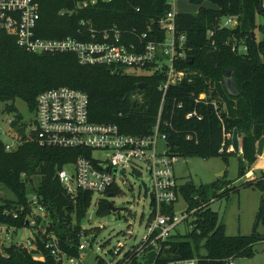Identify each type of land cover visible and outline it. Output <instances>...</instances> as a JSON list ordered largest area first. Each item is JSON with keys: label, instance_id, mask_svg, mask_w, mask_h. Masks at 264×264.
Listing matches in <instances>:
<instances>
[{"label": "trees", "instance_id": "16d2710c", "mask_svg": "<svg viewBox=\"0 0 264 264\" xmlns=\"http://www.w3.org/2000/svg\"><path fill=\"white\" fill-rule=\"evenodd\" d=\"M33 1L40 16L38 34L46 39L75 37L79 30L90 27L97 31L116 27L129 40H135L136 35L146 32L148 24L156 30L159 19L171 10V0H94L93 5L83 9H77V5L92 0ZM204 1L213 7H203ZM189 2L198 7L196 13L175 15L177 31L185 35L188 55L194 58L191 65L185 61L179 63L189 82L185 80L180 85L169 86L161 109L163 92L158 89L164 80L161 73L116 75L108 67L80 65L72 54L28 53L18 48L14 38L0 31L2 112L15 115L12 125L22 135L23 127L18 124L22 117L15 107V99L23 101L33 113L36 97L41 92L70 87L87 94L89 118L93 123L113 124L123 134L142 136L159 118V131L166 136L171 155L205 160L220 156L226 165L228 156L235 154L226 153L229 141L219 152L222 135L237 129L240 139V153L236 154L238 178L242 177L246 167L257 160L256 145L264 137V0ZM61 12L64 14L60 15ZM257 18L262 23H257ZM226 19L236 20L237 27H224L222 23ZM239 47L245 48V52H239ZM228 69L232 70L230 81L238 93L236 97L229 96L223 88V75ZM141 83L146 86L137 92V85ZM134 93L138 99L132 97ZM78 154L76 150L41 147L33 141H25L15 151L6 152L0 141V187L14 197L0 203V223L16 229L25 228L29 210L27 195L36 194L45 207L48 222L55 226L63 249L75 255L90 195L80 193L73 201L55 175L62 166L74 162ZM216 182L199 186L192 182L181 184V198L186 213L193 216V230L186 238H171L156 264L190 258H196L198 264H227L230 259L250 257L253 246L264 240V234L255 231L258 222L264 227L261 180L253 183L263 191L253 232L235 236L225 234L218 214L208 207L218 191L227 186L224 179ZM19 207L23 210L15 220L2 215L5 208ZM106 212L107 203L103 201L96 214ZM204 239L206 258L199 256L200 243ZM0 246V264H54L42 247L39 249L46 255L44 261L33 259L34 252L24 246Z\"/></svg>", "mask_w": 264, "mask_h": 264}, {"label": "built area", "instance_id": "2783aa9c", "mask_svg": "<svg viewBox=\"0 0 264 264\" xmlns=\"http://www.w3.org/2000/svg\"><path fill=\"white\" fill-rule=\"evenodd\" d=\"M94 3V0L79 3L77 9ZM175 15L170 10L159 19L156 30L148 24L146 32L136 35L135 40H129L116 27L104 31L90 27L79 30L75 37L46 39L38 34L40 16L33 0H0V31L14 38L18 48L28 53L72 54L80 65L108 67L116 75L125 74L127 68L161 73L164 76L158 85L163 92L161 109L169 86L180 85L185 80L189 82L185 69L179 67V63L188 56V48L185 35L177 31ZM233 21L226 19L222 24L230 28ZM81 26L84 27L83 22ZM132 97L139 98L136 95ZM13 122L14 118L6 120L7 132L0 126V135L10 140L9 144H3L6 152L15 151L25 141H33L41 147L79 152L74 162L62 166L55 175L65 194L73 201L80 193H88L89 207L94 195L97 196L96 208L103 201L108 203V199L121 193L120 185H125L126 170L130 168V176L139 181V188L149 201L150 214L144 234L140 242L132 247H116L110 262L96 257L95 264H145L150 252L155 253L151 264H156L168 241L175 237L173 231L177 225L189 217V213H185V217L174 214V204L181 198V185L173 174L178 157L171 155L166 136L159 131V118L146 135L123 134L116 125L93 123L89 118L87 94L62 86L45 90L36 97L33 119L28 123L23 120L18 123L23 127L22 135L13 127ZM228 141V151H231V133H223L220 153ZM94 152H101L103 156L95 157ZM137 162L143 163L145 169ZM141 182L145 183L144 188ZM27 202L29 210L25 221L28 224L25 228L29 229L31 237L24 248L34 252L33 259L44 261L46 253L54 264H82L81 253L86 246H91L94 234L88 233L89 230L80 224L76 254L70 255L63 249L55 226L48 222L40 198L36 194H28ZM169 207H173L171 211H167ZM22 210V207L14 210L5 208L2 215L15 220ZM16 230L11 225L0 223V244L10 241L12 235L9 233ZM126 236L131 238V231H127ZM68 244L71 245L70 240ZM103 245L100 247L103 248ZM41 247L44 254L39 249ZM165 264H198V260L190 258ZM227 264L234 262L230 259Z\"/></svg>", "mask_w": 264, "mask_h": 264}, {"label": "rangeland", "instance_id": "374dc122", "mask_svg": "<svg viewBox=\"0 0 264 264\" xmlns=\"http://www.w3.org/2000/svg\"><path fill=\"white\" fill-rule=\"evenodd\" d=\"M202 6L206 8L213 7L208 1H204ZM197 9L198 7L191 4L189 0H171V11L175 14H194ZM257 23H262V20L257 18ZM237 50L245 52L246 49L239 47ZM124 72L127 75L134 76L151 74L149 70L143 71L142 69L133 68H127ZM14 104L24 123H28L33 119V113L27 109L23 101L15 99ZM2 108L3 103L0 102V126L3 131L7 132L6 120L13 119L15 115L4 114ZM0 141L3 144L10 143V140L4 135H0ZM228 147L226 153L232 152L228 151ZM93 156L102 157L103 153L94 152ZM136 164L143 170L145 169L143 163L137 162ZM238 165V157L235 154L228 156L227 165L220 156H217L207 160L178 157L173 166L174 177L180 185L185 182H192L195 186L209 185L219 180L216 177L217 175L224 173L221 179L227 181V186L218 191L217 197L210 200L208 207L218 214L219 222L224 225V232L229 236L250 235L253 232L255 216L263 196V191L253 183L261 180L264 188V149L262 157L257 158L252 166L246 167L244 175L240 178H238ZM142 175L145 180L146 175L144 173ZM125 178V185H120L121 193L107 200L115 208H121V211L97 215V208L95 207L97 196H93L81 226L87 230L95 229L92 231L95 238L91 246H86L81 253L82 264H95L96 257L110 262L116 247L123 245L124 249H127L140 242L141 236L144 234L146 220L150 214L149 201L143 195V191L140 190L139 181L130 176V168H127ZM13 199L14 197L10 192L0 187V203L3 202L2 200ZM173 210L177 217H185L186 205L182 198H178ZM192 221L193 216L189 215L186 221L177 225L173 234L180 238L188 237L193 230ZM127 231H131V238L126 236ZM255 231L258 234H264V227L261 222L256 224ZM9 235H12V237L10 241L3 243L5 246L10 243L25 246L31 237L28 228L17 229L14 233L10 232ZM100 245L104 247L102 248ZM1 252L0 246V254ZM233 262L234 264H264V240L258 241L253 246L250 257L235 259Z\"/></svg>", "mask_w": 264, "mask_h": 264}, {"label": "water", "instance_id": "95a60500", "mask_svg": "<svg viewBox=\"0 0 264 264\" xmlns=\"http://www.w3.org/2000/svg\"><path fill=\"white\" fill-rule=\"evenodd\" d=\"M237 27V21L234 20L231 24V29H235ZM252 35V39H254V33L251 34ZM194 58L192 56H186L185 57V62L188 65H191L193 63ZM231 69H228L224 75H223V79H222V83H223V88L226 91V93L231 96V97H236L238 96V93L234 90L231 81H230V75H231ZM145 83H141L137 85V92L142 91L145 88ZM136 94L134 93L132 96H135ZM263 149H264V137L260 138L259 141L257 142L256 145V157L260 158L262 157L263 154ZM231 151L234 154H238L240 153V148H239V137H238V132L237 129H234L231 133ZM224 173H221L219 175H217V179H221L223 177ZM141 186L144 188L145 187V183L141 182ZM111 197V195H110ZM107 208H108V212L109 213H116L118 211H121V208H115L110 202L107 203ZM83 221V220H82ZM81 221V222H82ZM27 221H25V225H27ZM205 243L206 240H202L200 243V251H199V256L202 258H206L208 256V253L205 249ZM155 259V253L150 252L148 253V255L146 256L145 259V264H151V262Z\"/></svg>", "mask_w": 264, "mask_h": 264}, {"label": "crops", "instance_id": "0c3cea01", "mask_svg": "<svg viewBox=\"0 0 264 264\" xmlns=\"http://www.w3.org/2000/svg\"><path fill=\"white\" fill-rule=\"evenodd\" d=\"M239 148H240V139H239ZM257 161V160H256ZM254 167V166H253ZM253 167H252V171H253Z\"/></svg>", "mask_w": 264, "mask_h": 264}]
</instances>
